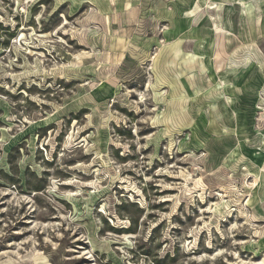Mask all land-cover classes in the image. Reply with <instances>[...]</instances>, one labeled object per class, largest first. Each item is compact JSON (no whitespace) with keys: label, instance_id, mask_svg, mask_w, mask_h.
<instances>
[{"label":"rangeland","instance_id":"1","mask_svg":"<svg viewBox=\"0 0 264 264\" xmlns=\"http://www.w3.org/2000/svg\"><path fill=\"white\" fill-rule=\"evenodd\" d=\"M99 1L0 0V264H264V0Z\"/></svg>","mask_w":264,"mask_h":264},{"label":"crops","instance_id":"2","mask_svg":"<svg viewBox=\"0 0 264 264\" xmlns=\"http://www.w3.org/2000/svg\"><path fill=\"white\" fill-rule=\"evenodd\" d=\"M219 2H213L212 4ZM248 2H252L255 7L256 21L261 20L257 15L258 9L263 11L261 0L259 2L248 0L244 5L241 4L240 0H221L220 4L225 3V6L227 4L230 6L237 4L245 10L244 17L248 22ZM200 3L201 0H100L95 9L103 19L112 20V18L127 17L134 20L131 25H140V23H147L148 20L153 18L156 27L159 24H163L164 27L162 29L159 27L160 31H156V33L163 35L162 39H164L163 43L161 41V46L157 45L159 53L156 56H162L163 52L172 56L176 55V53L168 52V50L176 51L177 48L190 49L194 46L195 39L190 37L193 35L194 27L200 25V22L205 17L198 23H195V15L199 10L195 13L191 11L196 6H199V9L203 10L205 7L202 8ZM134 43L132 42V44Z\"/></svg>","mask_w":264,"mask_h":264},{"label":"bare ground","instance_id":"3","mask_svg":"<svg viewBox=\"0 0 264 264\" xmlns=\"http://www.w3.org/2000/svg\"><path fill=\"white\" fill-rule=\"evenodd\" d=\"M231 1V0H230ZM248 0H245V1H242V0H240V2H241V4L242 5H244L246 2H247ZM244 12H245V10H244ZM214 22V21H213ZM216 30H217V32H221V31H227V30H225V29H223V27L222 26H217V24H216ZM229 32V31H228ZM262 111V110H261ZM262 117L264 118V113H262Z\"/></svg>","mask_w":264,"mask_h":264},{"label":"trees","instance_id":"4","mask_svg":"<svg viewBox=\"0 0 264 264\" xmlns=\"http://www.w3.org/2000/svg\"><path fill=\"white\" fill-rule=\"evenodd\" d=\"M113 229H115V228H113Z\"/></svg>","mask_w":264,"mask_h":264}]
</instances>
